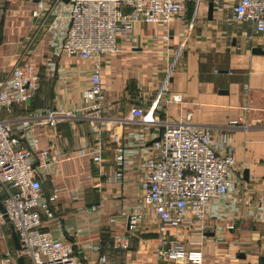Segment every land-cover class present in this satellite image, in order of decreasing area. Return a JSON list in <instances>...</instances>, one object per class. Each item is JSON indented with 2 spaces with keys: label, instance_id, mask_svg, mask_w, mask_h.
Here are the masks:
<instances>
[{
  "label": "crops",
  "instance_id": "0c3cea01",
  "mask_svg": "<svg viewBox=\"0 0 264 264\" xmlns=\"http://www.w3.org/2000/svg\"><path fill=\"white\" fill-rule=\"evenodd\" d=\"M236 2L190 3L186 19L168 29L167 41L156 25L135 24L117 39L119 52L101 59V121L82 116L49 126L44 119L50 113L83 106L92 61L53 55L69 25L66 0H0V85L17 66L39 69L35 94L23 107L0 109V120L22 133L25 148L56 155L57 162L39 174L41 201L56 196L49 202L54 217L45 226L53 240L73 246L81 264H97L103 256L106 264H188L170 263L161 254V240L173 236L188 250L200 249L203 264H264V35L227 21ZM254 48L263 54H254ZM174 96L181 102H171ZM133 108L143 110V121L131 117ZM187 113L211 131L221 151L231 150L240 183L209 202L202 227L160 232L159 221L142 205L144 164L153 154L152 139ZM114 135L118 145L111 141ZM97 147L98 164L92 161ZM139 208L137 230L128 235L127 217ZM115 235L129 237L127 251L112 249ZM4 251L15 255L8 227L0 226V254Z\"/></svg>",
  "mask_w": 264,
  "mask_h": 264
},
{
  "label": "built area",
  "instance_id": "2783aa9c",
  "mask_svg": "<svg viewBox=\"0 0 264 264\" xmlns=\"http://www.w3.org/2000/svg\"><path fill=\"white\" fill-rule=\"evenodd\" d=\"M66 1L70 6L69 25L53 55L55 58L77 57L92 61V71L89 86L82 94L83 106L71 113H50L44 119L49 126H55L65 118L82 116L101 121L105 98L101 59L119 52L117 39L129 35L138 23L156 25L167 41L168 29L173 23L186 19L189 4L196 0ZM230 9L229 23L250 25L255 35H264V0H237ZM38 81L37 66L15 67L0 85V109L23 107L35 94ZM170 101L180 103L181 97H171ZM130 115L140 121L145 119L140 108L131 109ZM21 138L22 133L15 132L8 122L0 120V226H12L26 264H81L73 246L53 240L45 226V221L54 217L49 202H55L56 196L50 195L47 203L41 201L44 193L39 174L41 169L55 164L57 157L50 151L25 148ZM156 138L158 141L151 144L153 154L144 164L142 205L157 218L160 232L202 227L209 202L239 186L240 181L234 179L237 164L231 150L221 151V145L213 140L211 131L193 123L190 113L176 123L165 125L152 140ZM96 140L101 143L99 135ZM111 141L119 144L115 135ZM92 155L94 163L102 161L99 147ZM121 155L122 149L117 148L115 166L118 170L122 166ZM120 176L117 172L116 177ZM142 211L139 208L128 215V235L136 232ZM111 247L114 251H127L129 237L115 235ZM161 247V254L170 263L182 260L188 264L204 262L200 249L188 250L175 236L163 238ZM106 261L103 256L97 264H106ZM0 264H16L15 255L2 252Z\"/></svg>",
  "mask_w": 264,
  "mask_h": 264
},
{
  "label": "water",
  "instance_id": "95a60500",
  "mask_svg": "<svg viewBox=\"0 0 264 264\" xmlns=\"http://www.w3.org/2000/svg\"><path fill=\"white\" fill-rule=\"evenodd\" d=\"M212 11H213V4L210 3L208 5V18L209 19H211ZM252 52L254 54H263V51L260 48H254ZM223 94H225V92ZM156 141H158V138L152 140L149 144L151 145L153 142H156ZM247 175H248V172L245 170L243 172L244 180H247ZM0 210H2L1 205H0ZM5 221L8 223V220H7L6 217H5ZM8 231H9V235L11 237L12 244H13L16 264H25L23 255L21 253V250H20V247H19V244H18L17 236H16L15 232L13 231V228H12V226L10 224H8Z\"/></svg>",
  "mask_w": 264,
  "mask_h": 264
},
{
  "label": "trees",
  "instance_id": "16d2710c",
  "mask_svg": "<svg viewBox=\"0 0 264 264\" xmlns=\"http://www.w3.org/2000/svg\"><path fill=\"white\" fill-rule=\"evenodd\" d=\"M25 264H26V262H25Z\"/></svg>",
  "mask_w": 264,
  "mask_h": 264
}]
</instances>
